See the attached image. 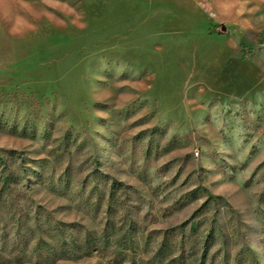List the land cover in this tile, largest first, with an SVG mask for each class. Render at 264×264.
Listing matches in <instances>:
<instances>
[{
    "label": "rangeland",
    "instance_id": "1",
    "mask_svg": "<svg viewBox=\"0 0 264 264\" xmlns=\"http://www.w3.org/2000/svg\"><path fill=\"white\" fill-rule=\"evenodd\" d=\"M263 32L264 0H0V264H264Z\"/></svg>",
    "mask_w": 264,
    "mask_h": 264
},
{
    "label": "trees",
    "instance_id": "2",
    "mask_svg": "<svg viewBox=\"0 0 264 264\" xmlns=\"http://www.w3.org/2000/svg\"><path fill=\"white\" fill-rule=\"evenodd\" d=\"M259 36H260V38H264V32L261 33ZM91 243H93L91 240L84 239L78 246L82 247V248H87V247H89V245H91ZM102 244H105V242L102 241ZM78 246H76L75 248H77ZM58 250H59L58 254L61 257L64 258L65 256H67L66 253L64 252V250L61 247ZM161 254L162 253H161V250H160V251L157 252L156 256H162Z\"/></svg>",
    "mask_w": 264,
    "mask_h": 264
},
{
    "label": "water",
    "instance_id": "3",
    "mask_svg": "<svg viewBox=\"0 0 264 264\" xmlns=\"http://www.w3.org/2000/svg\"><path fill=\"white\" fill-rule=\"evenodd\" d=\"M220 31H221V32H222V31H225V28H224L223 26H221V30H220Z\"/></svg>",
    "mask_w": 264,
    "mask_h": 264
}]
</instances>
